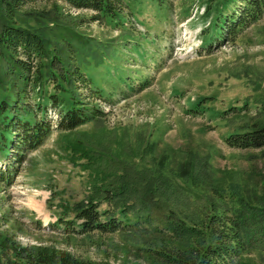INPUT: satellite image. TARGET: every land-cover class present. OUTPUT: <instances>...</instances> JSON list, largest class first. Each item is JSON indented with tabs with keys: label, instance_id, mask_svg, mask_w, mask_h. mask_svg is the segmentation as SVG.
<instances>
[{
	"label": "rangeland",
	"instance_id": "1",
	"mask_svg": "<svg viewBox=\"0 0 264 264\" xmlns=\"http://www.w3.org/2000/svg\"><path fill=\"white\" fill-rule=\"evenodd\" d=\"M121 1L118 17L96 21L94 11L61 0L24 8L32 13L27 23L47 27L52 44H74L72 61L101 88L95 104L106 114L71 131H54L26 154L11 185L0 183V251L4 240L9 244L0 264L25 263L11 245L49 247L99 264H150L137 250L151 243L140 233L147 224L137 222L146 214L157 221L172 209L193 217L215 203L246 215L264 206V147L226 143L229 134L264 124V15L233 39H212L210 52L205 31L234 3ZM55 5L58 21L47 18L58 11ZM61 57L70 59L67 52ZM8 93L10 88L0 89V99ZM73 93L69 88L62 95L70 100ZM11 162L0 152V167ZM136 171L162 186L156 201L145 202L139 188L105 198V189L116 191L111 181L118 176L123 186ZM90 200L100 211L135 223L133 230L78 234V221L60 222L74 220ZM248 222L250 245L238 264H264L263 233L255 220Z\"/></svg>",
	"mask_w": 264,
	"mask_h": 264
},
{
	"label": "trees",
	"instance_id": "2",
	"mask_svg": "<svg viewBox=\"0 0 264 264\" xmlns=\"http://www.w3.org/2000/svg\"><path fill=\"white\" fill-rule=\"evenodd\" d=\"M39 1L59 0H0V89L10 88V94L0 99V152L12 160L0 167V183L8 186L15 181L18 166L26 154L39 148L54 131H71L106 114L95 104L96 100L102 99L101 88L95 86L79 62L72 61L74 44L66 39H63L64 45L52 44L47 27L35 28L27 23L26 16L32 13L25 12L24 8ZM61 1L77 10L94 11L92 19L95 21L116 18L122 9L121 0ZM233 3V10L223 17L217 15L205 31L209 32V40L205 39V42H209L210 52L214 44L212 39H233L264 15V0H223L222 4ZM237 3L239 7L235 5ZM54 10H58L56 5ZM52 12L47 18L58 21L59 10ZM207 12H210L209 8ZM66 52L70 57L68 62L61 57ZM49 83L53 85V92L48 89ZM69 88L74 93L67 100L62 93ZM50 110L55 117L50 115ZM226 143L232 148H263L264 124L231 133L226 137ZM136 173L131 181H124L123 186L117 183V176L110 182L115 184L116 191L105 189V198L110 200L124 191L139 188L145 191V202L156 201L155 191L162 186L154 181V176L148 175L144 181V177L138 171ZM187 173L185 170L184 174ZM212 191L218 192V188L214 186ZM258 208L245 215L243 212L230 213L211 203L209 209H202L193 217L180 216L171 209L157 221L146 214L144 221L138 219L137 222L147 224L140 233L149 237L151 243L137 246V250L144 252L150 264H238L250 245L245 236L250 218L255 220V226L264 236V206L258 205ZM59 220L65 225L78 221V227L73 229L78 234L126 232L133 230L131 226L135 224L125 222L116 213L100 211L99 205L92 200L77 211L74 220ZM7 241L1 244L4 249L0 256L9 246ZM12 246L24 264H99L49 247L34 250Z\"/></svg>",
	"mask_w": 264,
	"mask_h": 264
}]
</instances>
